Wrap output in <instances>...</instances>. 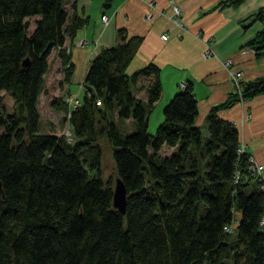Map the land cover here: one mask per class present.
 Wrapping results in <instances>:
<instances>
[{
    "label": "trees",
    "instance_id": "obj_1",
    "mask_svg": "<svg viewBox=\"0 0 264 264\" xmlns=\"http://www.w3.org/2000/svg\"><path fill=\"white\" fill-rule=\"evenodd\" d=\"M69 1L0 0V264H264V182L249 169L250 155L238 152L236 125L218 115L264 94V75L243 79L211 107L205 140L191 82L163 106L150 134L159 68L149 62L128 75L141 37L119 29L115 45L90 60L69 117L67 97L52 98L73 139L40 132L37 102L53 48L60 84L73 72L64 35L82 21H68ZM253 20L263 25L247 46L262 58L264 7ZM104 138L126 190L124 213L100 172Z\"/></svg>",
    "mask_w": 264,
    "mask_h": 264
},
{
    "label": "crops",
    "instance_id": "obj_2",
    "mask_svg": "<svg viewBox=\"0 0 264 264\" xmlns=\"http://www.w3.org/2000/svg\"><path fill=\"white\" fill-rule=\"evenodd\" d=\"M228 2L70 0L66 5L68 21L73 14L82 21L72 36L69 33L64 35V46L69 48L66 52L70 55L73 72L69 84L61 85L62 79L59 80L58 93L51 94V97L80 99L79 96L84 92V78L90 60L101 48L114 46L117 30L124 29L127 37H141L126 73L129 75L149 62L155 64L159 68L161 100L164 103L182 89L180 82H191L199 109L196 125L201 130L206 128V117L211 107L223 102L236 88L231 72L243 71L244 80L264 75V56L257 58L254 50L247 46L263 25L253 18L264 7V0H245L236 7ZM172 3L177 4L180 10L178 21L172 17ZM102 15L108 18L106 24L101 22ZM162 34H166L167 38L162 39ZM78 38H85L88 46L75 44ZM51 59L57 66L56 72L59 68L58 76L62 78L56 48L49 55V63ZM227 60H231V63L227 64ZM43 92L42 89L38 97V109ZM49 110L63 116L61 110L52 107ZM218 115L236 125L240 142L245 144L246 152L264 166V94L221 109ZM124 124L131 128L129 119Z\"/></svg>",
    "mask_w": 264,
    "mask_h": 264
},
{
    "label": "rangeland",
    "instance_id": "obj_3",
    "mask_svg": "<svg viewBox=\"0 0 264 264\" xmlns=\"http://www.w3.org/2000/svg\"><path fill=\"white\" fill-rule=\"evenodd\" d=\"M177 5V4H176ZM179 9V8H178ZM108 21V18L106 21H102V24H106ZM33 28V18H30V26L29 30ZM52 57V56H51ZM50 65V71L45 76V82L43 90L44 92L40 96L39 101V111L41 113V122L39 123V131L40 132H55L57 134H63L65 133V129H68V123L64 121L65 114L63 116L61 114H55L53 112H49L50 103H51V94L58 93V83L60 78L58 76V71L56 72L57 66H55L54 61L49 63ZM63 77V73H60ZM61 82V81H60ZM82 95L79 96L81 98ZM166 103H164V100L162 99L155 107H153L150 112L148 113V122H147V131L150 134H154L155 130L158 126V124L161 122L163 116H162V109L163 106ZM67 116V114H66ZM159 117V119H158ZM66 118V117H65ZM121 130L123 132H128L130 130L128 124L122 123ZM64 135V134H63ZM202 135L203 140L206 139L207 136V129L203 127L202 129ZM100 152H101V159H100V172L104 180H111L112 186H114L115 179H116V172L114 168V163L111 155V146L109 142L104 138L99 142ZM168 149H163L161 155H164L168 153ZM233 237L235 236V233L233 232Z\"/></svg>",
    "mask_w": 264,
    "mask_h": 264
},
{
    "label": "built area",
    "instance_id": "obj_4",
    "mask_svg": "<svg viewBox=\"0 0 264 264\" xmlns=\"http://www.w3.org/2000/svg\"><path fill=\"white\" fill-rule=\"evenodd\" d=\"M171 11H172V17H173V19L175 21H178V16L180 14V10L178 9V6L175 3H172L171 4ZM106 19H107V17L105 15H102L101 16V20L103 22L106 21ZM161 38L162 39H166L167 38V35L166 34H162L161 35ZM75 44H77L79 46H82V47H87L89 43H88V41L85 38H78L75 41ZM65 49L68 51L69 50L68 46H66ZM207 54L208 53H206V55ZM229 63H231V60H227V64H229ZM231 77H232V82L235 85V87L236 88H239V83L244 78L243 71H241V70H235V71L231 72ZM179 85H180V87H184L185 86V83L184 82H180ZM66 101H67V103L69 105V111L67 113V117H69L70 111L79 104V101L80 100L78 98H72V99L66 98ZM97 104H99V102H97ZM63 134H64L65 138L68 141H71L73 139L72 138V134H71L69 128L68 129H65V133H63ZM238 152H239V154H243V153L246 152L245 144H243V143L240 142V146H239ZM249 169L256 176H258L260 178V180H263V182H264V175H263L264 166L262 164L258 163L252 156H250V166H249ZM234 227H235V225H229V226H226L225 229L228 232H233L234 231ZM261 229L264 231V217L261 220Z\"/></svg>",
    "mask_w": 264,
    "mask_h": 264
},
{
    "label": "water",
    "instance_id": "obj_5",
    "mask_svg": "<svg viewBox=\"0 0 264 264\" xmlns=\"http://www.w3.org/2000/svg\"><path fill=\"white\" fill-rule=\"evenodd\" d=\"M27 64V60L23 61V65ZM112 204L118 209L121 213L125 212L126 204V190L123 182L119 177H116L115 183L112 189Z\"/></svg>",
    "mask_w": 264,
    "mask_h": 264
}]
</instances>
